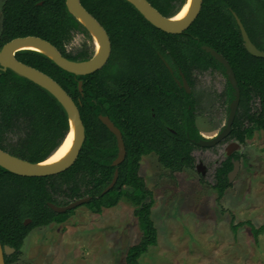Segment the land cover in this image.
Wrapping results in <instances>:
<instances>
[{"label": "trees", "instance_id": "trees-1", "mask_svg": "<svg viewBox=\"0 0 264 264\" xmlns=\"http://www.w3.org/2000/svg\"><path fill=\"white\" fill-rule=\"evenodd\" d=\"M39 1L42 3L38 4ZM79 1L107 33L112 49L108 63L118 57L123 72L130 71L128 76L144 70L140 61H158L156 50L167 59L178 60L188 79L193 73L191 67L201 71L217 70L223 75L222 66L200 47L207 45L216 50L231 66L240 91L231 130L224 141L244 143L254 130L264 131V57H255L245 50L232 14H237L253 44L264 50L263 0H256V8L262 13V28L254 20L256 14L253 16L254 10L248 7L247 0H201L197 16L186 33L181 34H169L156 28L127 0ZM147 1L165 17L176 14L185 3V0ZM2 16V33L6 35L4 41L32 35L47 40L64 57L73 61L88 60L94 54L93 38L68 12L65 0H5ZM146 29L153 32H144ZM73 33H81L87 40L71 52L66 45ZM21 55L19 59L22 62L49 75L74 100L85 137L76 160L61 172L46 176H21L0 166V243L14 249L12 253L4 254L5 264L18 260L23 241L33 228L61 223L72 211L56 213L47 202L65 205L89 196L90 200L84 204L97 211L102 206L115 204L122 196L139 203L142 197L150 195L138 174L139 159L141 154L151 151L157 154L159 163L170 171L194 167L193 158L189 155L192 147L190 140L179 133L169 135L147 131L135 142L133 111H106L120 130L125 146L123 161L117 166L111 165L117 151L115 139L97 118L101 111H92L97 109L98 104L90 101L89 96L91 89L94 94L99 93L100 70L74 75L39 52L28 50ZM91 76L93 88L87 86ZM79 80L82 81L81 91L78 90ZM226 85L225 92L230 99L232 89ZM67 130L66 113L48 91L10 70L0 73V149L32 163L40 162L57 148ZM189 136H193L192 130ZM232 157L238 158L236 155ZM230 159L224 158L214 171L213 187L218 198L230 185L227 178L232 166ZM115 168L118 170L116 182L102 194ZM123 186L133 191L122 192ZM151 204V200L140 204L135 212L143 235L138 243L128 247L125 264H138V257L148 246L156 244V228L150 217ZM26 220L29 222L25 223ZM245 223L250 225L253 237L264 233V224L255 227L249 221Z\"/></svg>", "mask_w": 264, "mask_h": 264}, {"label": "rangeland", "instance_id": "rangeland-1", "mask_svg": "<svg viewBox=\"0 0 264 264\" xmlns=\"http://www.w3.org/2000/svg\"><path fill=\"white\" fill-rule=\"evenodd\" d=\"M247 3L262 28L256 0ZM86 40L83 34L74 33L66 49L73 52ZM105 68L106 74L122 70L118 57ZM224 83L219 72L200 74L198 92L205 99V109L219 107L211 94L219 92ZM200 113L198 129L204 136H212L224 125L228 111ZM232 141L196 147L190 170L172 172L157 164L154 156H145L138 174L150 195L139 203L122 196L115 204L100 206L99 211L81 204L61 223L33 228L23 241L18 260L11 264H125L128 247L143 235L135 212L150 200L157 241L138 257V264H264V233L253 237L245 223L264 224V131L254 130L244 143L237 142L231 149L240 163L218 198L214 171ZM121 191L133 190L123 186Z\"/></svg>", "mask_w": 264, "mask_h": 264}, {"label": "water", "instance_id": "water-1", "mask_svg": "<svg viewBox=\"0 0 264 264\" xmlns=\"http://www.w3.org/2000/svg\"><path fill=\"white\" fill-rule=\"evenodd\" d=\"M127 1L130 2L149 23H151L153 26L166 33H180L181 31L185 30L197 16L201 5V0H191L189 9L186 15L184 16V18L178 22H172L171 19L173 18V16L180 11V9L185 5L187 0H185V3L181 6L179 11L170 17L163 16L147 0H127ZM65 5L68 12L80 24H82L85 27V29L90 33L91 37L93 38L94 54L90 59L84 61H73L67 59L50 42L38 36H32V35L12 38L8 42H6L0 49V66L2 71H4L5 69H9L16 75L21 76L39 85L40 87L48 91L60 103V105L64 109L68 121V130L64 138L62 139L61 143L63 142V140L66 138V136L70 131L71 122L75 130L73 143L69 153L65 156V158L62 161L58 163L41 165L42 162H44L54 153V151L61 145V143L47 158L36 163L26 161L24 159H21L17 156H14L0 149V166L6 169L7 171L17 175L46 176L63 171L64 169L72 165V163L76 160L85 137L84 126L80 118L79 110L74 100L49 75L45 74L44 72L40 71L39 69L31 65H28L16 59L14 56L15 52L19 50H29V49H18L19 46L23 44H30L44 49L43 52L38 50H33V51L45 55L50 60H52L58 67L74 75H86L96 71L105 63V61L109 56V50H110L109 38L107 36L106 31L98 23V21L85 10V8L81 5L79 0H65ZM232 14L238 26L239 34L245 50L249 54L255 57H264V50L258 49L253 44V42L250 40L244 28V25L242 24L237 14H235L234 12ZM95 39H98L100 42V50L98 52L95 48V42H94ZM200 48L204 50L206 53H208L216 62H218L222 66L226 79L232 89L231 90L232 97L230 98L228 104V113L222 129L217 131L212 136L203 135V137L199 140L200 146L209 147L215 145L229 134L238 107L240 91L237 86V81L235 79L234 72L231 66L229 65V63L227 62V60L216 50H214L213 48L207 45H201ZM83 63H87V65H82ZM81 84L82 81L79 80L78 81L79 91H81ZM98 117L100 121L107 127V129L114 135L117 151L115 158L111 161V165L117 166L123 161L125 157V147L121 132L107 116L99 115ZM229 145L234 147L237 145V142L235 141L230 142ZM238 166H239V161L233 160V167L231 171H229L227 174L228 182H231V180L235 176L236 171L238 170ZM117 176H118V170L117 168H115L113 171L112 178L110 182L102 190L101 192L102 194L107 192L113 187V185L116 182ZM89 200L90 197L85 196L70 201L65 205H56L52 202H47V205L52 211L56 213H63L66 212L67 210H71L81 204H84ZM27 222L28 220L25 221V223ZM13 251L14 249L9 245H2L0 243V264H5L4 254H10Z\"/></svg>", "mask_w": 264, "mask_h": 264}, {"label": "flooded vegetation", "instance_id": "flooded-vegetation-1", "mask_svg": "<svg viewBox=\"0 0 264 264\" xmlns=\"http://www.w3.org/2000/svg\"><path fill=\"white\" fill-rule=\"evenodd\" d=\"M4 2L5 0L0 1V49L6 42L12 39L11 38L7 41H4L6 35L2 33V6ZM41 3V1L38 2V4ZM186 29L181 31L180 33L169 34L186 33ZM144 32H153V30L146 29ZM109 46L110 50L107 60L99 69L96 70H100L101 73V87L97 90L99 91V93L94 94L92 89L89 91L90 101L98 104L97 109L92 111H101L97 114V118L99 119V115H104L111 120L110 116L106 113V111H133L135 142L137 139H140V135H144V132L147 131L161 132L164 134L167 133L169 135H175L179 133L181 136H186L190 140L192 147L189 151V155L193 158L192 154L194 149L196 147H204L199 145V140L203 137L202 132L198 129L197 126V117L201 115L200 111H228V104L230 99L228 98L225 90L227 87L226 83L228 85L229 83L226 79L224 72V85L222 86L219 92L211 94V96L214 97L216 100V105L219 107L221 105L222 107L219 108L213 106L212 108L205 109V99L202 93L198 92V89L200 90V84H198V81L200 78V74L205 72L210 73L209 70L201 71L197 68L191 67L193 73L188 79L185 73L182 71L180 67L181 64L178 62V60H174L171 57L170 59H167L158 50H156L155 52L159 57V60L157 61L154 59H145L140 61L145 68L144 70L137 71L134 76H128V74L130 73L129 70H125V72H123V67L122 70L117 73L106 74L105 67L113 62L111 61L108 63L110 57L112 56L110 40ZM27 51L28 50H19L14 53V56L16 59L21 61L19 59L22 56L21 54ZM165 52L168 53L167 50ZM6 70L9 69H5L4 71ZM4 71L1 70L0 66V73ZM132 71H134L133 68ZM212 72L218 71L213 70ZM92 79L93 77L91 76L88 80L87 86L89 88H93ZM175 127H178L179 129H175ZM222 127L220 128V130L222 129ZM191 130L193 131L192 137L189 136ZM228 135L226 137H228ZM226 137H224L215 145L225 143L226 141H224V139H226ZM229 144L225 147L224 158H231L230 160L232 162V169L233 160H238L240 163V157H232V155H234L235 153L230 152L233 146H230ZM145 156H154V161H156L157 164L161 165L158 161L157 154L151 151L149 153L141 154V157L139 159V166L141 159ZM201 165V163L195 165L197 171L200 170ZM161 167L163 166L161 165ZM231 169L229 171H231Z\"/></svg>", "mask_w": 264, "mask_h": 264}, {"label": "bare ground", "instance_id": "bare-ground-1", "mask_svg": "<svg viewBox=\"0 0 264 264\" xmlns=\"http://www.w3.org/2000/svg\"><path fill=\"white\" fill-rule=\"evenodd\" d=\"M190 2H191V0H187V2L180 9V11L176 15L173 16V18L171 19L172 22H178L184 18V16L186 15V13L189 9ZM94 42H95V48L98 52L100 50V42L98 39H95ZM18 49L38 50L41 52L44 51V49L39 48L35 45H30V44H23V45L19 46ZM82 65H87V63H83ZM74 134H75V130H74V126L71 122L70 123V131H69L68 135L66 136V138L63 140L61 145L54 151V153L49 158H47L44 162H42L41 165L53 164V163H58V162L62 161L71 149L73 139H74Z\"/></svg>", "mask_w": 264, "mask_h": 264}]
</instances>
